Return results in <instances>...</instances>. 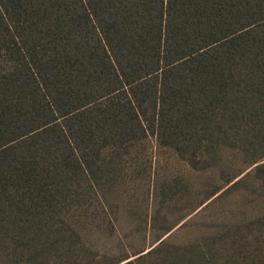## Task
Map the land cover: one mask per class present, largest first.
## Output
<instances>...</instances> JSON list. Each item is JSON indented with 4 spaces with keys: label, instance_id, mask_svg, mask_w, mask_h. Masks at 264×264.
I'll return each mask as SVG.
<instances>
[{
    "label": "trees",
    "instance_id": "obj_1",
    "mask_svg": "<svg viewBox=\"0 0 264 264\" xmlns=\"http://www.w3.org/2000/svg\"><path fill=\"white\" fill-rule=\"evenodd\" d=\"M150 137L198 170L238 151L264 188V0H0V264H264L259 236L84 243L69 215Z\"/></svg>",
    "mask_w": 264,
    "mask_h": 264
},
{
    "label": "rangeland",
    "instance_id": "obj_2",
    "mask_svg": "<svg viewBox=\"0 0 264 264\" xmlns=\"http://www.w3.org/2000/svg\"><path fill=\"white\" fill-rule=\"evenodd\" d=\"M115 158L117 177L94 195L87 189L69 215L92 249L132 257L160 240L199 241L226 254L264 239V188L238 151L222 148L213 164L198 170L150 137ZM254 219L252 232L246 224Z\"/></svg>",
    "mask_w": 264,
    "mask_h": 264
}]
</instances>
